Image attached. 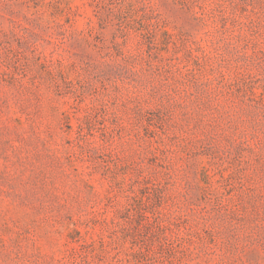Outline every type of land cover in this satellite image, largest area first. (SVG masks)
Masks as SVG:
<instances>
[{
    "label": "rangeland",
    "instance_id": "1",
    "mask_svg": "<svg viewBox=\"0 0 264 264\" xmlns=\"http://www.w3.org/2000/svg\"><path fill=\"white\" fill-rule=\"evenodd\" d=\"M0 264H264V0H0Z\"/></svg>",
    "mask_w": 264,
    "mask_h": 264
}]
</instances>
